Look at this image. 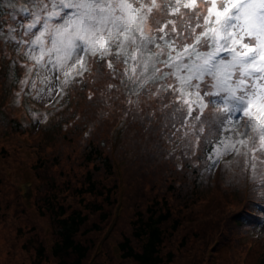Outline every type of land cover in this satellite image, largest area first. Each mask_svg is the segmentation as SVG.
I'll return each mask as SVG.
<instances>
[{"label": "snow or ice", "instance_id": "snow-or-ice-1", "mask_svg": "<svg viewBox=\"0 0 264 264\" xmlns=\"http://www.w3.org/2000/svg\"><path fill=\"white\" fill-rule=\"evenodd\" d=\"M200 6L206 14L195 11ZM23 10L31 17L25 34L34 37L29 59L33 67L57 72L61 90L90 73L91 62L105 61L115 72L114 62L131 61L125 76L130 70L132 77L143 75L145 81L172 78L159 90L172 94L171 104L164 107L172 108L171 117L179 120L180 128L204 133L207 124L210 136L213 125L229 133L213 144L208 170L225 155L243 157L254 177L258 164L264 165V0H32L31 9ZM154 10L179 15L184 27L178 28L176 20H157L158 35L152 34ZM45 79L51 84V77ZM210 106L212 121L205 116Z\"/></svg>", "mask_w": 264, "mask_h": 264}, {"label": "rangeland", "instance_id": "rangeland-1", "mask_svg": "<svg viewBox=\"0 0 264 264\" xmlns=\"http://www.w3.org/2000/svg\"><path fill=\"white\" fill-rule=\"evenodd\" d=\"M26 1V0H23ZM32 3V0H29ZM172 3L175 0H171ZM11 5V6H10ZM7 11L4 14L5 18H10L12 14V10L15 9L14 0H11L8 4H6L4 10ZM195 11L202 12L206 14V10L203 6L197 7ZM181 12L187 13V16H192L193 13L189 12V10L181 8ZM2 14H0L1 16ZM187 16L185 19H187ZM168 17H172L173 20L177 21L178 28L184 27L183 21L180 20L179 15H167L163 11H156L153 14V28L158 27L156 21L161 19H167ZM195 20H192V23L195 24ZM19 28V25L17 26ZM171 25H169V28ZM200 29H197L199 32ZM19 34H23L20 32ZM34 39V37H31ZM30 39V42H31ZM17 45H11L8 42V38H5L2 45L3 55L5 53H9L10 56L12 54L13 48ZM24 46V45H20ZM31 47L25 46V50L27 52L29 59V49ZM38 52L39 49L36 48ZM20 57H22V53H20ZM19 57V58H20ZM108 59H113L112 57H108ZM7 61L2 60L1 63L5 64ZM131 64V61H129ZM6 65H4L5 67ZM12 68V76H14V80L18 79V67L15 66V57L12 59L11 65ZM16 68V70H14ZM48 68H51V65H48ZM125 64L122 62H114V69L110 70L107 67V63L102 61L101 65L92 62L91 63V72L85 73L83 78H77L78 80L86 79V87H80L78 83L69 84L70 86H74L73 91L69 94L67 106H62L61 103L58 104L54 109H48L45 107L46 102L52 101L54 99V95L56 93V84L55 77L58 75L57 72L48 71L45 68H37L35 69L34 75L30 82V89L28 90V95L26 96V102H28V108L31 112L34 113V117L37 119L48 118L53 122L60 113L63 115L70 116L68 121H66V130H59V132H52V138L50 140L47 139L46 133L48 127H45V134L41 138L34 137L33 147L35 149V153L31 154L25 167L28 170V167L32 165V163L38 162V176L39 183L36 185L38 195L41 196L39 202L44 204V199L49 198L48 194L52 193V191L56 192L55 203L62 201L67 203L68 199L66 198V194L69 193L74 197L71 204L73 205H81L79 198L81 195L77 192L75 187H79L78 185L84 179L85 171L88 169L93 179H95V183L98 182L99 187L110 186L108 183L114 182L113 180L108 179V175L102 166V161L100 159H95V163L97 167H91L92 161L84 160L85 155V147L88 146L89 142L93 140L91 144L100 145L99 141L103 140L102 148L107 152V147L115 144L117 141H114L117 136L115 134H111L109 131L111 130V121L115 119L117 112L124 106L126 92L124 87V72H125ZM167 70V69H166ZM39 71V75L37 72ZM140 72V69H137V73ZM7 76H11L6 67L3 70H0V81L4 80V86L10 83V80ZM138 76V75H137ZM45 77H51L52 82L48 84ZM115 77V78H114ZM5 78V79H4ZM63 79V77H61ZM112 80L113 87L110 90L113 92L111 95L107 90V87L104 83V80ZM123 80V83L121 82ZM33 81L35 82L36 87H32ZM44 81V83H42ZM15 83V82H14ZM12 84V83H10ZM10 85L7 92L3 94L0 92V101H4L3 98L9 93ZM49 88H51V95H48ZM100 88H102L100 90ZM42 91H38L41 90ZM83 90V91H81ZM72 95V97H70ZM171 93L159 91V93H153L152 91L144 92L142 94L140 100V106L136 111L135 119L133 120L132 130L129 129L131 135L134 139L130 140L135 146L134 150L136 152L130 151L126 154H122V160L115 162L119 169V178L121 181V188L119 189V193L117 198L121 203V207L119 210V214L116 218L114 216L110 223H113L115 226L119 224L122 235L130 234V227L127 226L128 222L132 220L136 216L137 212L140 213H156L158 214L160 211H165L166 209H170V217L168 219H164V226H168L171 228V223L173 221V217L179 218L180 225L176 230L170 232L172 234L167 235L166 242L164 244V250L171 249L175 251L180 248L179 241L184 231H189L191 229H195L199 231L203 226L207 225L206 220H201L198 223H193V219L196 217H202L204 214H209V218L213 215H216L217 218L221 215V210H224L228 217L229 210L235 207L240 203V198L229 196L228 198L222 197V192L219 187L217 189L218 196L215 198L213 208H207L209 212H206L202 205L203 199L205 195L198 196V199L193 200V204L190 205L189 209H185L191 202L187 205L183 201V197L191 190V178H193V171L191 167H187L188 171L186 172H178L173 171V165L170 163V157H159L157 154H154L155 151L165 155L170 156V151H168L167 146L158 145L164 144L163 140L165 139V128L168 127V124L171 122L164 123L161 121V124H155L151 121L150 117L154 116L155 105L159 101L162 105L171 104ZM40 98L37 99L36 97ZM33 100H37L41 102V107L39 109H35L31 107L32 98ZM95 98V101H94ZM10 102V99L8 103ZM158 102V103H159ZM101 108L99 111L97 108ZM8 105V104H6ZM168 110L172 111V108L169 107ZM37 111V112H36ZM40 112V113H38ZM5 113V115H4ZM179 115V114H177ZM209 118L210 121L214 120L215 113L210 115H205ZM11 114L5 111H1L0 109V155L4 157H10L11 159L18 158L19 153L16 150V145L18 142L16 141L15 134L20 131L15 127L14 123L10 121ZM172 119V118H171ZM246 119V118H245ZM90 123L92 125V130L88 133V136L83 135V124ZM241 125H243V121H241ZM204 133L195 134V137H199L200 148L196 153L201 160V165L206 164V159L202 156V147L203 141L207 136H209V128L208 125L205 124ZM35 126L30 129L32 132L35 131ZM127 128H123L121 130V134L123 135ZM151 129L154 131V137L157 141L149 142L140 134L145 130ZM242 130V128H241ZM216 131L215 125H213V133ZM138 132H141L140 134ZM119 134V133H118ZM3 138L1 140V137ZM44 138V141L42 139ZM137 138V140H135ZM142 141V143L139 141ZM202 140V142H201ZM39 143V145H38ZM119 143V142H118ZM117 143V144H118ZM166 144L167 141H166ZM123 149L120 150L122 153ZM104 153V152H103ZM107 154V153H104ZM226 158L232 155H225ZM118 158V156H117ZM185 158L193 159L190 155H185ZM134 160V165H128L129 162ZM196 162V161H195ZM235 163V159L230 163H218V166L212 170V177L215 176L217 180L216 172H224L227 174H232L235 170H233L232 165ZM208 164V166H210ZM229 167V170L223 169L224 167ZM18 169L17 171L21 170ZM13 174H16V172ZM202 173V171H201ZM205 173V171H204ZM203 173V175H204ZM241 169L239 173L229 178V186L234 185L238 187L239 197L241 196V188L238 184L241 177ZM25 179H31L27 172L24 173ZM203 178V177H202ZM85 180V179H84ZM183 180V184L181 188L175 189L173 185L178 184ZM9 181V180H8ZM238 182V183H237ZM13 183L9 181L6 183L0 178V206L7 203L10 205V210L16 207V202L12 201L13 197L16 193V188L13 187ZM56 184V185H55ZM86 184V183H85ZM203 184H207L203 182ZM20 191L22 197L27 199L29 195L33 194L35 185L32 182L31 185L27 183H19ZM55 185V186H54ZM173 187V188H172ZM106 190V189H104ZM28 194V196H26ZM64 197H62V195ZM106 194V193H104ZM104 194L97 195V198H103ZM88 198L92 197L90 193L86 194ZM113 192L109 191V197H113ZM166 195L167 200L164 199ZM47 196V197H45ZM90 196V197H89ZM166 200V201H165ZM38 204L40 205V203ZM218 204H221L222 208L220 212L218 211ZM111 202H107L105 207H110ZM123 206H125V210L122 211ZM238 207V206H237ZM38 209H42L38 207ZM15 211V209L13 210ZM43 212L46 214L44 217H39L36 221H46L51 225V229L49 233L54 236L57 235L56 224L57 218L56 213L53 212L51 207H43ZM20 216L25 217L26 215L23 213H18ZM193 215L189 217V215ZM99 215V210L89 211V217H97ZM183 217V218H182ZM16 217H13L15 219ZM121 218L120 222L118 221ZM94 220V219H93ZM55 223V230L53 224ZM234 223V222H233ZM208 225H212L211 227H216L217 223H210ZM236 226H239L237 224ZM218 227V226H217ZM114 228V227H113ZM205 228V227H204ZM203 228V230H204ZM113 230V229H112ZM202 230V231H203ZM90 231V230H89ZM201 232V231H199ZM251 238L244 236L242 233L238 234L241 244L237 246L235 249L229 248L228 243L222 244L220 247V255H228L233 254L236 255L237 258H231V264H255V256L263 246V237H264V223H259L257 226L251 228L249 230ZM0 233L3 237L0 239V259L5 261V264H23L19 255H11L7 252H11V243L14 237L17 240V249L20 248L21 245L26 246V249L21 250L23 254L29 252L32 256V259H27L28 264H43L41 261V257L35 254V247L39 244L40 240L38 236V231L32 230L29 227V224L22 221H13L9 222V225H5L0 228ZM89 233V232H88ZM235 245V244H234ZM186 249V246H183ZM163 256H165L163 252ZM74 257V254L71 255ZM27 258V257H26ZM3 263V262H2ZM4 264V263H3Z\"/></svg>", "mask_w": 264, "mask_h": 264}, {"label": "trees", "instance_id": "trees-1", "mask_svg": "<svg viewBox=\"0 0 264 264\" xmlns=\"http://www.w3.org/2000/svg\"><path fill=\"white\" fill-rule=\"evenodd\" d=\"M9 2H11V0H3V2L0 3V14L4 12V8ZM199 2L200 1L197 0L198 4ZM2 30L3 24L0 22V31ZM29 46L32 47L31 43ZM11 63L12 62L6 65V69L11 75L7 76V78L10 82L12 79V82L16 83L18 80H14L15 78L12 76V68L11 66H8L11 65ZM95 63L101 65L102 61ZM129 65H125L126 68H129ZM160 68H162L164 72L170 71V69L164 68L163 65H161ZM127 76L124 78L125 92L128 91ZM157 82L159 86H161L166 83H172L173 81L172 78H168L167 81L164 79H157ZM104 83L111 95L113 92L110 90L109 85H113V81L110 79L107 81L104 80ZM78 84L80 87L85 88L86 79L79 80ZM68 86L66 97L60 102L61 109L62 106H67L66 104L69 100L68 96L74 89V86ZM101 89L102 88H100V90ZM145 90L146 92L152 91L156 94V92L148 86L145 87ZM70 97H72V95ZM158 102L155 105L154 116H151L150 119L155 124H161V121L164 123L171 122L164 130L166 139L163 140L164 144L157 142L158 145L167 146L168 151H170V156L167 154L165 155V153L161 154L157 151H155L154 154H157L159 157H170L169 161L173 165V171H178L180 173L186 172L188 171L186 169L187 167H191L193 171V178H191L190 187L191 190L183 197V201L186 205L189 202L191 203L186 206L185 209H189L190 205L194 203L193 200H197L198 196L205 195V198L202 201V207L206 212H209L213 206H215L214 201L218 196L217 191L219 190L217 187H219L222 192V197L224 196L225 198H228L229 196H232L240 198V203L229 210L230 214L228 217H225V211L221 210V204H218L217 206L218 211L220 212L221 210L219 218H217L216 215L209 218V214H204L202 217L198 218L195 217L193 219L194 224L201 220H206L205 222L207 225L199 230L201 232L195 229L184 231L179 241V245L181 246L175 251L176 253L171 249L164 250L167 235L172 234L170 232L176 230L181 223L179 218L173 217L171 228L163 225L164 219L167 220L168 217H170V209L160 211L158 214L152 212H137L136 216L127 224L131 230L130 234L122 235L118 224L117 226L114 225V228H112L113 230H111L106 238H103L102 234L104 227L114 217L113 206L118 199L117 196L120 186L115 173L113 159L116 158L118 161H121L123 159L122 154H126L135 148L134 144L130 142L134 137L131 135L130 131H128L129 129L132 130V124L129 123L123 135L121 134V130L124 127L119 129V134H117L119 136L115 139L117 142L115 144L112 143V145L107 147V152H105L104 148L101 146L102 143H104L103 140L99 141L100 145H90L93 141L91 140L88 146L85 147L84 160L92 161L91 167L96 168L97 164L95 163V159H100L102 161V166L108 175V179L113 180L114 182H112V184L108 183L110 186L99 187L98 182L95 183V179L92 178L90 171L87 169L84 174L85 180L83 179L81 184L78 185L79 187H75L77 192L81 195L79 198L81 205L71 204L74 197L69 193L66 194V198L68 199L67 203L62 201L55 203L56 192L54 191L47 195L49 198L44 199V204L40 203L39 199L41 196L38 195L36 188V185L39 183V176L37 173L39 163H32V165L28 167V170L22 169L19 171H9L7 170V166L2 162V155H0V178L6 183L11 181L13 187L16 188L17 193L12 199L14 204L16 202V207L13 208L15 211L10 210V205L7 203L0 206V228L9 225V222L22 221L28 223L30 229H37L40 245L38 244L35 247V254L41 257L43 264H231V258H237V256L233 254L220 255V253L222 254L220 251L222 244L228 243L229 248L235 249L241 244L238 234L242 233L244 236L251 238L249 230L257 226L259 223H264V176L260 174L264 170L257 168V173L254 177L250 164L246 165L243 157L232 155L226 158V156H223L219 161L220 163H230L235 159V163L232 165V168L235 171L232 174H227L226 171L216 172V180L215 176H211L212 170H208V164L212 163L208 159V155L213 150V144L216 139L228 136L229 133H221L216 130L213 135H209L205 138V140H211V143H205V140L203 141L202 156L206 159V164L201 165V158L196 155L199 151L200 144L197 148L194 147L196 138L195 134H197V132L193 129L180 128L179 120L171 119L172 111L168 110V108H165L164 105ZM140 103L141 102H139L138 106L135 108L134 114L140 106ZM28 104V102L24 103L26 109H29ZM130 108V102L125 101L124 106L117 113L125 112ZM98 110L100 111L101 108H98ZM118 114L117 117L119 118ZM69 117L70 116L60 113L51 127L48 128L45 137L50 140L53 135L52 132H59L58 129L62 131L66 130V121H68ZM118 122L119 119H116L115 117L110 124L113 127H116L118 126ZM173 124H175V127H173ZM82 128H84V125ZM176 128H180V131L177 132ZM186 131L187 135H185ZM138 133L140 134L141 132ZM82 134L88 136V133L84 131H82ZM154 134V131L147 129V131L145 130L140 135L147 141L153 142L157 141ZM233 138L235 139V137ZM135 140H137V138H135ZM42 141H44V138ZM139 141L142 143L140 139ZM166 141L168 144H166ZM121 149H123L122 153H120ZM103 152L107 154H104ZM33 153H35V149H33ZM20 154L25 158L22 153ZM30 155L31 153L27 151V161ZM185 155H190L193 159H186ZM257 155H259V153H257ZM250 159L251 153L249 154V160ZM237 161H239V163H237ZM223 169L229 170V167L225 166ZM240 169L242 179L239 183L237 182L241 188V196L239 197L238 187L234 185L229 186V181H231L229 178L236 176ZM15 171H17L16 174H13ZM25 172L29 174L35 185L33 194L29 195L27 199L22 197L20 185H18L20 180L24 178ZM203 182L207 184H203ZM182 184L183 180L178 184L173 185V187L175 189L181 188ZM109 191H112L114 194L112 198L109 197ZM88 193H90L92 197L89 196L90 198H88L86 195ZM99 194H104L103 198L98 199L97 195ZM64 195L65 194H63L62 197H64ZM163 196L164 199L167 200L166 195ZM109 201L111 202L110 207H105V204ZM249 205H251V207H249ZM47 206L51 207L53 212L56 213V236H54L53 233H49V230L51 229L50 224L46 221H36L39 217L46 216L43 212V207ZM38 207H41L42 209L39 210ZM125 208L126 207L123 206L122 211H124ZM207 208L211 209L207 211ZM94 210H99V215L90 218L89 211ZM19 212L26 216H20L18 214ZM191 216L193 215H189V217ZM13 217L16 218L13 219ZM120 220L121 218H119L118 221L120 222ZM214 222L217 223L218 227H211L212 225H208ZM237 224H239V226H236ZM53 227L55 230V223L53 224ZM2 237L3 235L0 233V239ZM262 244L263 246L255 256V264H264V240ZM183 246H186V249L183 248ZM11 247V252L7 253L13 256L19 255L23 264H28L29 262H27V259H32L29 252H26L25 254L21 252V250L26 249V246L21 245L20 248L17 249V240L15 237L12 240ZM163 252L165 256H163ZM72 254H74V257H71ZM2 262L5 264V261L0 259V264H3Z\"/></svg>", "mask_w": 264, "mask_h": 264}]
</instances>
